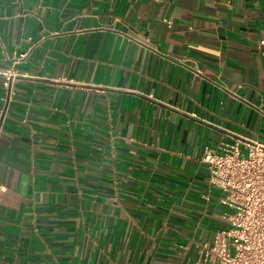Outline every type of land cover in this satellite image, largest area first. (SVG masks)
<instances>
[{
	"label": "crops",
	"instance_id": "1",
	"mask_svg": "<svg viewBox=\"0 0 264 264\" xmlns=\"http://www.w3.org/2000/svg\"><path fill=\"white\" fill-rule=\"evenodd\" d=\"M262 39L264 0H0V264H192Z\"/></svg>",
	"mask_w": 264,
	"mask_h": 264
},
{
	"label": "built area",
	"instance_id": "2",
	"mask_svg": "<svg viewBox=\"0 0 264 264\" xmlns=\"http://www.w3.org/2000/svg\"><path fill=\"white\" fill-rule=\"evenodd\" d=\"M5 74L8 81L15 71ZM202 160L210 186L221 191L225 225L201 244L192 264H264V142L236 137Z\"/></svg>",
	"mask_w": 264,
	"mask_h": 264
}]
</instances>
